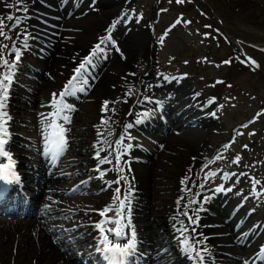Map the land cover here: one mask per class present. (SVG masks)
<instances>
[{
	"label": "rangeland",
	"instance_id": "rangeland-1",
	"mask_svg": "<svg viewBox=\"0 0 264 264\" xmlns=\"http://www.w3.org/2000/svg\"><path fill=\"white\" fill-rule=\"evenodd\" d=\"M0 1L4 2L3 0ZM9 1L13 0L7 2ZM41 1L48 2V0ZM111 1L115 5H120L115 7L119 14H125V17L130 16L133 20H142L141 24L132 26L126 38L133 33L136 39L139 36L143 40L144 37H149L150 40L148 41L151 45L154 41L157 50H154V62L156 64H152V66L151 59L143 53L136 54L131 63L125 62L127 49L120 55L123 56V60H119L115 54L105 55L101 63L102 72H105L114 60L118 61L114 68L117 70H111V78L108 75L109 85L111 87L122 86L127 80V77L124 76L125 68H129L127 65H132V83L128 90L132 100L135 98V94H140L141 91L145 92V86L149 81L162 82L165 79L181 78L187 87L201 98L202 102L206 99L207 101L211 100L214 105L212 111H215V133L208 134L203 146L195 147L191 141L178 140L181 135L173 136L172 131L171 133L166 132V145L159 146L144 130H133L132 133L135 136H142L147 141L146 146H139L146 148V150L138 148L140 155L143 152L148 155L145 159H141V163L146 160L149 161L148 164L141 165L145 169L143 173L145 177L141 173L137 174L139 182L145 183L147 179L149 186L155 188L152 191L153 200L161 195L159 191L164 185L162 210L166 211L168 206H176L178 188L181 187L180 182L188 178L187 195L183 197V202L186 201L185 203L188 205L185 211L188 213L192 211V216L194 209L190 208L191 203L189 201L194 200V197L198 200L199 195H209L213 191H211L212 188L215 191L222 186L225 191L221 192L228 194L226 201L235 205L233 209L240 210L238 217H241L245 223L238 227V232L242 231L246 239L248 235L253 234L252 241L256 238L258 246L264 247V52L256 51L253 47L243 44L247 42L259 49H264V0H200L201 4L195 0H183L182 3H177V0ZM202 6L205 7L206 11L202 9ZM102 8L103 11H96L94 8L91 12L89 11V17H92L93 22L98 20L94 27V23L91 24L88 33H101V30L111 23V13L106 14V11L110 10L103 5ZM16 10V7L12 6L11 13L9 7L4 6L3 3L0 8V17H7L8 15L15 17ZM81 14L79 10L75 15L80 16ZM25 17L27 16L22 18ZM74 18H69L68 21ZM177 19L181 20L182 25H178L169 32L167 27L171 25L173 20ZM5 23L11 27L12 22L5 20ZM98 24H100L99 27ZM9 27L4 30L9 32ZM216 28L230 40L233 47L214 33ZM85 29L87 30L85 27L77 26L78 31H85ZM118 29L123 34L124 26L122 25ZM13 30H10V33H13ZM205 33H209L210 37L205 38ZM143 40H140L139 43ZM158 42L161 44L159 45ZM70 47L77 48V46H72L65 41L57 50L61 53L56 56V52L52 56L58 59L63 57L64 61H68L69 72H61L58 68L50 65L45 69L52 77L51 79L45 75L41 82V91H45V95L60 89L71 73L79 66L80 61L76 59L78 56L76 57L72 52H78L82 56L90 49V47L82 46L81 49L66 50ZM235 51L240 55H249V58L257 63L255 64L249 59L254 65L255 74L250 68L241 69L235 63L232 67H227L225 61H230ZM5 55L10 61L11 57L7 53ZM74 65L75 67H73ZM135 69L137 70L134 71ZM53 71L56 75L52 74ZM97 75V73L91 72L89 77L94 78ZM165 89L168 87H158L157 90L165 92ZM152 94L156 96L159 93L154 92ZM107 96L108 94L103 91H98L96 98L91 97L89 101H86L81 112L77 115V118H80L79 122L84 124L88 122L98 123L100 115L98 102L102 97L104 99ZM212 96L218 98L217 102ZM142 107L141 105L137 107V115L142 112ZM121 108L125 110L123 104H121ZM115 110L113 111L115 112ZM172 118V116H167L170 123ZM251 119H253V124L250 123ZM125 120L124 124L127 127L131 120L127 118ZM95 125L98 126V124ZM225 145L230 146L226 148ZM204 146L205 151L201 150ZM224 149L225 151H222ZM214 153L220 157L216 159V162L211 156ZM209 157L212 158L209 160ZM237 158L239 161L235 162ZM215 165L217 169L222 168L224 170L222 174L243 173L245 175H239L236 179L231 180L229 187L231 191H227V187L222 183V180L226 179V175L220 180L218 177L220 174H216L217 182H211L208 187H200L202 179L206 175L211 176L212 172L215 173L216 170L211 169ZM256 180L259 183L255 185V192L261 194L259 199L257 195L253 194V188H249L248 183L253 185V181ZM235 181H242V184L235 186ZM231 212L235 213L232 208L226 211H221L218 208L216 216L212 218H214L213 220H221V218L230 215ZM202 221H205V218ZM57 225L55 224L56 230ZM216 236H211L213 242L206 246L208 252L205 254L220 255L225 259L228 258V261L237 259L233 256H238L242 259V263H249L255 256L249 250L238 246V244L242 245L241 238L238 239L239 241L237 240L238 243L229 244L222 239L221 241H214ZM16 237L19 238V235L16 234ZM82 238L85 240L84 242L92 243V236L87 233ZM50 242H52L51 238ZM63 252L65 258L60 262L66 264L69 259L68 251L65 248ZM226 252H229L230 255H227ZM74 253L79 252L75 251ZM70 264L72 263L70 262Z\"/></svg>",
	"mask_w": 264,
	"mask_h": 264
},
{
	"label": "bare ground",
	"instance_id": "bare-ground-1",
	"mask_svg": "<svg viewBox=\"0 0 264 264\" xmlns=\"http://www.w3.org/2000/svg\"><path fill=\"white\" fill-rule=\"evenodd\" d=\"M102 5L105 6V8H107L108 10H110V11H106V14L111 13V15L113 16L117 15V11L115 7L117 6L119 7L120 5H115L113 1L111 0L102 1L101 7ZM96 8H98V5H96ZM102 11L100 12L102 13ZM103 14L105 13L103 12ZM97 20L94 23L92 20V17L86 16L84 19L82 18L80 20H77L78 22L76 23L72 21L69 24L70 26H75V24H77L80 27L87 28V30L85 29V31H83L86 33L78 36V40H80L79 43H81L82 46H84V44H88V47H91L89 53H87L88 55L94 49V47L96 46V43H99L101 39V37L98 36L97 34L87 35V33L89 32V29L91 28L90 24L94 23L93 24V27H94L97 23ZM18 30L19 28L14 33L17 34ZM128 39H131V41L130 40L128 41L129 43H128L127 52H126L127 56L125 57L127 58V60L125 62L131 63V61L135 59L136 54H139V53H143L147 58H151L152 51L154 50L152 48L154 46L153 45L154 43L152 41V45H151V43L148 41L150 40L149 37H144V40H143V38L140 36L138 37V39H136L130 35L128 36ZM140 40H143V41L139 43ZM98 56H96V58H98ZM122 57L123 56H120L118 59L123 60ZM117 63L118 61L114 60L113 63H111L108 66L106 71L102 73L104 74L102 75V78L101 79H99L100 77L97 78L92 83L91 87L87 90V95L95 91H97V95H98V91H103L104 93L108 94V96L105 97V101L102 99L103 98L102 97L98 103L100 106V111H99L100 112V115H99L100 122L99 123L101 124L102 120H106L109 123L104 124V125L101 124V126L95 131V133L96 132L103 133L102 136L98 135V138H99L98 143H97L99 146L98 149L96 148L97 144H93V147H94L92 149L93 153L90 155V157L80 154L81 156H83L81 160L83 162L86 161L87 163L86 167L81 172V176L84 174H88V175L93 174L94 176L101 175V172H104L105 169L109 168L111 169V171L102 176L105 178V179H101V183L103 186H109L107 183L108 181L117 179L118 175H123L126 179L120 182L119 187H121L122 192L124 193H125V190L131 188V198L130 199H131V202L134 201L133 212L136 207V210L143 208L144 212L149 210L154 215L155 213L161 214V211L159 210L160 207H156L157 204H155L154 202L152 203L149 202L147 198L145 197L147 196L146 194H148L149 192L148 190L149 188L147 187L148 180L146 179L145 183H140L139 180H137V178L135 177V174L132 172V170L136 168L139 171V172L137 171L136 174L141 173L142 176L145 177L143 174L145 172V169L140 165L139 161L137 160L138 157L135 156V152L137 151L136 148L133 146L127 148L126 153L123 156H121L120 167H122L124 171L119 174L117 173L115 169L116 162L114 159V154L110 155V153H112V149L109 148V142L115 145V141L120 138L119 133L120 132L123 133L125 130V124L123 126V129L121 130L122 114L126 115V111L121 113V104L125 103L128 106L129 111L133 109L132 104H131L132 100H130L131 98L129 97V100H124L116 105V108H117L116 113H114L113 111L112 107H115V104H114L115 96L113 94H117V93L127 94L128 93L129 87L132 83L131 77H132V72H133L132 65H127L129 68H125V72H124V76L127 77L126 82L122 86L118 85L116 87H112L114 90L110 91L107 85V83L110 82L108 79V75L109 77L110 75H112V73L110 74L111 70H117V69H114ZM49 64H52L54 67H59L61 69L63 65L68 66L69 62L64 61V60L55 59L51 61ZM136 70L137 69H135L134 71ZM158 87H168V89H165L164 90L165 92H162V90H157ZM151 91H155L159 93V96L153 97ZM14 94H16L15 91L12 94V98L14 97ZM143 95L145 96V99H146L145 103L147 104L148 112L141 114V118L139 119L137 124H141L143 122L149 121L150 124L152 125L153 122H158L160 113L158 114L156 113V111H158L159 107H161V111L163 113L165 114L170 113L169 115L173 117L172 119L173 124L171 125V131L173 132V135H176V132L181 135L178 140L183 139V141L185 142L191 141V143H193L195 147L199 145L203 146L205 144V138L208 137V134L215 133L214 124L216 123V119L214 118L213 113L211 111L206 112L207 103L205 101L202 102L201 98L193 90L189 89L187 85L183 82V80H181V78L165 79L162 82H156L155 80L152 82L149 81V83L146 84L145 86V92L143 93ZM93 97L96 98L95 95ZM152 99H154L155 101H152ZM106 101L108 102L107 111L104 110V104ZM9 103L7 105H8L9 111L11 112L12 120L14 119L18 120L17 125L14 123L13 124L15 127L21 128L22 124L19 121V119L16 117V115L13 113V111L11 110ZM18 113L22 114V112L20 111H18ZM142 126L143 124L139 125L138 127L136 126V128L141 129ZM79 128L81 131H76V132L78 133V137H82V134H84L87 129L84 128L82 124L79 125ZM109 133H112V135H109ZM166 137H167L166 135H163V138L161 136H158V137L155 136V138L159 140L158 142L159 144H162V142H166L167 141ZM101 141H104V142L101 143ZM123 144L127 146L125 141H123ZM77 147H81V149L85 148V146H82V145H78V146L75 145L74 149L72 150L73 153L77 152L76 151ZM100 149H104V150L99 151ZM119 150L123 151L122 148ZM201 150L205 151V146L201 148ZM98 151L100 152L99 155L101 156V158L108 156L110 159L113 160V163L112 164L106 163L107 165L105 168L102 166L99 167V163H98L99 160L97 159V157H95V154H97ZM211 156L214 159H217V157H219L217 156L216 153L212 154ZM212 157H209V160ZM36 165H40V163H37ZM97 168H100L101 171L98 172L96 170ZM211 169L217 170L221 173L218 176L220 180L223 178V176L226 175V174H222L224 170L222 168L217 169L216 165L211 167ZM239 175L241 174L236 173L235 177L232 180L236 179ZM82 180L83 182L85 181L87 182L86 185L89 184V186L96 189L95 196H98L96 200H98L99 204L102 205V208H99L98 210H101L105 208L107 205L112 203V198L109 202H106L107 197L105 195L106 193L101 189L102 186L99 185L100 189L96 188L98 187V183L100 179H98L97 181H95L94 178L89 180L88 177L86 176V177H82ZM50 182H52L51 178L47 179V185ZM96 182H97V185H96ZM211 182H212L211 177L209 175H206L202 179L201 185H203V187H208L211 184ZM225 184L230 187L231 180L225 181ZM240 184H242V181H235V186H238ZM184 185L185 184L183 183L182 189L177 197L179 201L182 200V197L185 195L184 190L186 189V186ZM70 186L72 188L78 187V192L81 191L80 194L90 193L89 190H87V188L80 189L79 188L80 186H77L75 184H72ZM50 189L51 191H61L62 194L67 193V191L61 189L60 183H55L51 185ZM90 201H91L90 198H85L81 202L90 203ZM203 201L205 202V204L198 202L199 204L198 213L200 215H203L206 213L214 214L216 207L218 206L219 203L222 202L217 197L210 198V194L204 196ZM20 202H23V201H20ZM183 204H186V203L183 202ZM81 208H85V207H81ZM231 208H232V211L234 212L235 209H233V207ZM52 209L53 208L48 209L47 214H49V216L47 215L46 216L28 215V218H30L31 220H27V219L21 220L18 218H16L17 219L16 221L15 219L14 220L11 219L9 221L8 218H2L0 220V260H1L0 264H58V263L61 264L60 260L65 258V255L63 252V249L65 247L61 246V244L59 246L58 245L55 246L53 242H50V238H49V237H53L56 240V237L54 236V234L52 232H49V231H52L51 225L55 222L54 219L57 217L55 214H53ZM72 209H75L80 216H83L82 223L89 222L85 220L90 219L91 218L90 215L87 216V213H83V214L79 213L78 212V210L80 209L79 207H72ZM178 209L182 212L187 208H185V206L183 207L179 205L176 206L174 208V211H172L171 213L166 214L165 212L164 215L160 218L161 219L160 222L151 221V220L146 221L145 219L149 216L145 213L144 218H143L144 224L140 226L141 231L138 232L137 234L142 239L147 238L148 241L153 242L159 239L160 230L164 231L165 234L168 232L177 231V228L180 226L179 222L180 221L186 222V220L182 217V215H178ZM108 215L112 216L113 213L109 212ZM200 215L197 216V218H199L200 220L199 221L200 228L196 230L195 236L198 239L203 241V243L199 245L201 249L206 247L205 245L211 242L210 239L206 238V236L209 235L211 231H215L211 233L217 232L218 234H220L222 239H226L228 243L235 242L236 241L234 239L235 237H237V240L239 238H241V240L245 238V234L242 233V231L240 232L237 231L235 235L232 232V225H234V227L237 228L238 226H242L243 224H245L242 220H240L239 217L228 215V217L231 218V220L229 218H226L225 220H222V222L218 220L211 221V219L201 221ZM173 217H175V219H173ZM76 218H79V216L77 215ZM208 223L209 225L215 226V228L213 229L211 227L205 226ZM16 234L19 235V238L16 237ZM186 235H188L189 237L192 236L190 232L186 233ZM98 237L100 238V235H97V238ZM221 237L218 236L216 238L221 239ZM252 238H253V234L247 240H245V244H247V248H248V249L247 248L245 249L255 254V257L251 260L249 264H260V263L264 264V251H262L264 250V247H259L258 244L256 243L257 241L256 238L253 239V241H252ZM181 239H180V242H181ZM236 243L238 242L236 241ZM177 251L179 250L177 249ZM180 253H182V255L185 254L183 250L180 251ZM205 258H206V264H223L224 260L222 259H225V258H222L220 255L217 256L214 254L213 255L205 254ZM67 261L68 262H66V264H70V262L72 264L76 263L75 260H73V257H69ZM236 261L237 259H235V262ZM175 262H176L175 260L170 259L168 261L167 260L154 261L152 262V264H170V263H175ZM178 262L185 263V264H192L191 261L186 260V259L182 261H178ZM96 264H106V262L101 257L96 262ZM229 264H241V263H229Z\"/></svg>",
	"mask_w": 264,
	"mask_h": 264
},
{
	"label": "snow or ice",
	"instance_id": "snow-or-ice-1",
	"mask_svg": "<svg viewBox=\"0 0 264 264\" xmlns=\"http://www.w3.org/2000/svg\"><path fill=\"white\" fill-rule=\"evenodd\" d=\"M183 0H177V3H182ZM18 10L20 7H23V10L26 12L27 8L23 5V0H18ZM11 7V5H9ZM5 20L12 22L11 27L6 25ZM23 20L19 16L8 15L7 17H0V37L5 40L12 39L8 33L4 30L6 27H9V31L11 28L18 27ZM179 23V21H177ZM114 26V25H113ZM19 34L17 39H19ZM28 36H24V48L28 47L27 45ZM110 39L109 37H105L101 40L100 44H97L94 49L91 51L89 56L85 57L80 63L79 66L74 70V75L68 80L65 84L63 90L57 94L53 93L52 101L50 107H52L53 111L48 113L44 119L49 121L45 129L44 135V155L50 158V161L53 166L56 165L59 158L67 151V138L65 136L66 129L62 124H59L57 121L62 120L65 124L71 123V118L68 115H63L65 112H71L74 109L70 104L66 102V98L75 95L76 92H83L84 88L82 85H87L88 80L84 78L87 66L93 63V58L98 56L102 52L101 44L105 43L106 40ZM5 49H9L8 44L0 43V181L5 184L19 183V176L14 171L15 162L12 160L11 154L6 149V145L9 142L10 132L8 130V122L11 120L7 112V101L9 99V91L11 85L13 83V77L15 75V71L17 65L21 59V50L15 46L13 43L12 47L8 50L7 55H12L13 60L9 62L6 58ZM108 102L106 101L104 104V110L107 111ZM109 122L106 120H102L101 124H108ZM128 128H131L132 125H127ZM98 135L102 136L103 133L98 132ZM112 135V133H109ZM124 135L122 134L119 139L115 141V145L109 142V148L112 149V153L114 154L115 159V169L117 173H122L124 169L120 167V159L123 156L127 148L131 147V145L125 146L123 144ZM104 141H101L103 143ZM230 145H225V147H229ZM123 149L120 151L119 149ZM104 149H100L99 151H103ZM99 151L97 152V159L100 164H112L113 160L108 156L103 158L100 157ZM220 157H217L219 159ZM7 159V163H3L2 161ZM239 158L235 162H238ZM100 172V168L96 169ZM106 173L101 172V176ZM212 176L216 175L215 173H211ZM232 175H235L233 173ZM245 175V174H241ZM227 178V174H226ZM126 178L123 175H118V178L112 181H108L109 187L112 184L118 185L114 189V193L112 196V203L107 205L105 208L98 210V214L102 217L101 220L96 221L94 224V228L98 231L100 238L95 247L96 253H98L102 259L106 262V264H130V259L135 257L137 254V240H136V232L134 227L131 224V188L125 190V194L122 195V189L119 187L120 182L125 180ZM87 183L86 181L84 182ZM259 181H253V194L257 195L259 199L261 194L255 192V185L258 184ZM203 187V185H200ZM216 191H225V189L220 186L216 189ZM227 191H231V189H227ZM179 204V200L177 201ZM189 203H197L196 200H191ZM187 204L185 208H187ZM47 207V205H46ZM113 213L112 216H109L108 213ZM178 215H182L187 218V224L184 221L179 222V227L177 231L181 236V244L182 250L186 255V258L189 259L192 264H206L205 253L208 252V249L205 247L201 249L199 247L200 244L203 243L202 240L198 239L195 236L196 228L192 227L193 225H198V218L194 219L193 216H190L187 211H180L178 209ZM175 219V217H173ZM108 225H112L109 227ZM127 229V231L125 230ZM73 231V230H66ZM191 233L192 236L189 237L186 233ZM120 241H125L121 243ZM264 251V250H262Z\"/></svg>",
	"mask_w": 264,
	"mask_h": 264
}]
</instances>
